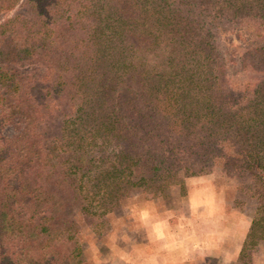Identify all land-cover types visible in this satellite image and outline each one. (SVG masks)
<instances>
[{
	"label": "trees",
	"instance_id": "trees-1",
	"mask_svg": "<svg viewBox=\"0 0 264 264\" xmlns=\"http://www.w3.org/2000/svg\"><path fill=\"white\" fill-rule=\"evenodd\" d=\"M220 28L249 31L254 84H229ZM263 28L264 0H0V264H83L75 211L217 163L262 239Z\"/></svg>",
	"mask_w": 264,
	"mask_h": 264
},
{
	"label": "rangeland",
	"instance_id": "rangeland-1",
	"mask_svg": "<svg viewBox=\"0 0 264 264\" xmlns=\"http://www.w3.org/2000/svg\"><path fill=\"white\" fill-rule=\"evenodd\" d=\"M247 32L220 28L216 33L233 88L252 85L262 76L241 61L251 39ZM2 132L11 134L15 128L8 124ZM178 174L176 183L159 189L122 190L99 224H90L75 211L83 264H164L168 255L172 257L165 264H186L185 252L193 264H264V237L255 244L242 243L253 203L250 192L241 190L246 177L223 171L219 163L191 174L180 169ZM213 240L220 244V256L214 257L208 246Z\"/></svg>",
	"mask_w": 264,
	"mask_h": 264
},
{
	"label": "crops",
	"instance_id": "crops-1",
	"mask_svg": "<svg viewBox=\"0 0 264 264\" xmlns=\"http://www.w3.org/2000/svg\"><path fill=\"white\" fill-rule=\"evenodd\" d=\"M248 224H249V222L246 224V228H245V230L247 229ZM245 230H244V232H242V235H243V236H244V234H245ZM242 239H243V237H242ZM209 245H210V247H212L213 251H215V252H214V257H216V256H220V244L217 243V242H215V241L213 240V241L208 242V246H209ZM199 247H200V246H199ZM202 249L204 250L205 247H202ZM205 256H206V255H205ZM171 257H172V255H168L167 259L169 260V258H171ZM182 257H183V260H187V261H188L186 264H193V263H191V262L189 261V258L191 257V255H190L188 252L183 253V254H182ZM168 260H167V261H164V264H165L166 262H168ZM182 262H183V261H182ZM182 262H181V263H182ZM174 263H175V264H180V263H178V261H175V260H174ZM182 264H184V262H183Z\"/></svg>",
	"mask_w": 264,
	"mask_h": 264
}]
</instances>
